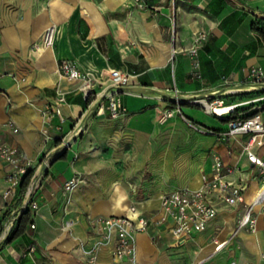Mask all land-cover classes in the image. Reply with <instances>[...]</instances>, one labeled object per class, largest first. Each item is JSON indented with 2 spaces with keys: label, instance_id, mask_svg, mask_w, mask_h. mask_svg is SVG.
<instances>
[{
  "label": "crops",
  "instance_id": "0c3cea01",
  "mask_svg": "<svg viewBox=\"0 0 264 264\" xmlns=\"http://www.w3.org/2000/svg\"><path fill=\"white\" fill-rule=\"evenodd\" d=\"M255 16L264 17V0H0V141L16 146L33 173L57 150L35 189L38 208L9 241L7 222L24 194L17 187L13 197L2 198L9 166L0 156V264H85L82 249L99 236L93 225L98 215L151 221L135 235L139 264H264V211L258 206L254 232L236 231L242 206L218 199L216 216L191 237L175 236L171 220L156 223L161 195L200 187L202 175H211L214 152L234 169L228 178L245 185L246 201L261 184L242 151L246 135L222 137L226 122L190 100L219 98L222 90L246 84L250 67L264 70V42L251 29ZM52 24L54 44L45 47L42 33ZM197 32L206 38L195 67L188 49ZM61 59L89 75L88 97L83 80L59 73ZM111 69L131 75L118 93L127 111L115 117L94 113L99 96L112 89ZM170 102L181 115L160 122ZM180 118L197 131L192 153L174 151L172 127ZM215 118L223 129H216ZM78 125L82 130L59 150ZM252 150L264 160V143ZM73 175L80 179L68 191L63 184ZM113 245H101L94 264H132L115 258Z\"/></svg>",
  "mask_w": 264,
  "mask_h": 264
},
{
  "label": "built area",
  "instance_id": "2783aa9c",
  "mask_svg": "<svg viewBox=\"0 0 264 264\" xmlns=\"http://www.w3.org/2000/svg\"><path fill=\"white\" fill-rule=\"evenodd\" d=\"M138 1V0H137ZM55 25H49L42 33V44L45 47H51L54 44L55 39ZM206 38V34L203 32H197L194 35V44L188 49V53L194 59L195 67H198L199 62L197 60L198 46ZM59 73L69 79H81L84 81L83 92L86 97L90 93V77L87 73L80 71L76 64L68 59H61L58 65ZM247 79L251 84H259L264 79V70L261 66H252L248 69ZM109 81L111 85L110 91H103V93L97 99V107L94 113L98 115L106 114L109 117H115L120 114H124L127 109L122 104L118 93L120 89L128 86L131 83V75L127 72H123L119 69H111L109 73ZM225 94V93H224ZM105 100V102H104ZM58 101L64 102V96L58 94ZM211 106H221L224 104L223 99L215 98L212 101L206 100ZM235 106L224 114H216L214 111H207L214 113L216 116H225L229 112L233 111L235 107L242 103H231ZM262 105L255 107V112L245 118L236 117L232 118L226 123V130L221 132L222 137L232 135H246L245 143L242 146V151L246 154L247 159L252 163L257 173L261 178V184L256 193L250 201H246L244 191L245 185L240 182H235L228 178V175L233 172V168L225 165L221 156L214 152L212 172L208 176L202 175V184L195 189L190 188H178L164 192L161 195L160 210L161 215L156 223H162L167 220L173 222L172 232L177 237H191L193 234L203 231L217 214V208L214 201L216 199L224 201L228 205L242 206V215L237 221L236 231L242 228H246L251 232L255 231L256 217L253 213V208L258 206L261 211H264V160L256 155L252 150L254 146H261L264 136V123L260 116V110ZM52 108V107H51ZM56 113L61 116L60 109L54 107ZM179 111V108L165 109L161 121H165L173 113ZM7 126L13 131L17 132L18 128L12 121L6 122ZM82 126L78 125L72 136L75 137L81 130ZM69 137L68 139H70ZM48 138L47 134H44V139ZM66 139V140H68ZM61 144H65V141ZM0 156L5 160L9 166L5 177L8 181V187L3 191L2 198L9 199L16 194L17 187L30 167L28 161L21 163L19 160L18 148L14 145L7 144L0 141ZM47 164L46 160L38 165L36 171L32 174L28 187L23 196V204L20 209L14 211L7 222V229L12 226L14 220H16L21 212L28 207L31 210L38 208V202L34 199V193L40 178L43 175L42 164ZM41 171V172H40ZM79 176L73 175L67 179L63 187L70 191L79 182ZM151 221L141 215L136 219H132L126 215L122 216H95L93 218V225L97 230L99 236L93 245L89 248L82 249L86 255L85 264H94L96 259L97 249L106 243L114 240L112 248V254L115 258L128 257L132 264H139L137 260V246L135 235L138 232L146 231ZM34 227V224H31ZM226 240L217 242L214 246V251H218L226 244ZM29 251L33 250V245L28 248ZM227 264H237L235 259H230ZM251 264V263H249Z\"/></svg>",
  "mask_w": 264,
  "mask_h": 264
},
{
  "label": "rangeland",
  "instance_id": "374dc122",
  "mask_svg": "<svg viewBox=\"0 0 264 264\" xmlns=\"http://www.w3.org/2000/svg\"><path fill=\"white\" fill-rule=\"evenodd\" d=\"M172 1V0H170ZM246 84H251L250 81L246 82ZM261 85L260 88H253L251 90H246V91H236V92H231V93H225L222 94V97L224 98V104L223 105H227V104H231V103H242L240 104L241 106L239 107H249L247 109V111H251L250 107H253L254 105H260V104H264V79L261 83H259ZM218 98V96L216 97H212L211 99H207L206 97H195V99H205L208 100L209 102L212 101L213 99ZM196 102V106L202 108L205 110V108L203 107V105L201 103ZM176 108V107H175ZM165 110V109H164ZM164 110L161 114V117L164 113ZM254 110V109H253ZM176 114L178 117H180L181 112L180 111H176L175 113H173V115ZM172 115V116H173ZM210 115L212 118H214V113L210 112ZM264 116V115H263ZM216 119V118H215ZM216 129L217 130H221L224 128V124L221 123L218 119H216ZM160 122L161 118H160ZM165 122V121H164ZM197 123H199V125L202 126V122L201 121H197ZM172 133L173 136L175 137V142L173 143V147H174V151L176 153H182V152H186V153H192L193 151H195L197 148V142H196V137L197 135V131H193L191 128H189L185 123L182 122L181 118L179 119V121L172 127ZM202 131V130H201ZM215 141H223L221 139H219L218 137L215 138Z\"/></svg>",
  "mask_w": 264,
  "mask_h": 264
},
{
  "label": "trees",
  "instance_id": "16d2710c",
  "mask_svg": "<svg viewBox=\"0 0 264 264\" xmlns=\"http://www.w3.org/2000/svg\"><path fill=\"white\" fill-rule=\"evenodd\" d=\"M251 29L253 30V32H255L260 38L261 40L264 42V17L262 16H255L252 24H251ZM169 106L171 108L176 107V103L174 102H170ZM241 105H238L237 107H235V109L231 112H229L227 115L225 116H220L218 117L219 119H221L224 123L227 121H229L232 118H236V117H248L250 115H252L256 110H252V111H247V109L249 108H245L243 107H239ZM33 174V169L29 168L26 173L23 175L19 185H18V191L21 194H24L28 184L30 182L31 176ZM31 221V212L30 209L28 207L25 208V210H23L21 212V214L19 215V217L14 220L10 230L8 231L5 240L9 241L10 239L14 238L16 235H18L19 233H22L25 230L26 225ZM0 232H1V224H0Z\"/></svg>",
  "mask_w": 264,
  "mask_h": 264
},
{
  "label": "bare ground",
  "instance_id": "6f19581e",
  "mask_svg": "<svg viewBox=\"0 0 264 264\" xmlns=\"http://www.w3.org/2000/svg\"><path fill=\"white\" fill-rule=\"evenodd\" d=\"M260 87H261L260 84H244V85H240V86H237V87L226 88V89L222 90L221 93H231V92H236V91H246V90H251L253 88H260ZM199 103H201L208 110L214 111V113H216V114H224V113L230 111L235 106V104H227V105L211 107L206 102L205 99H200Z\"/></svg>",
  "mask_w": 264,
  "mask_h": 264
},
{
  "label": "water",
  "instance_id": "95a60500",
  "mask_svg": "<svg viewBox=\"0 0 264 264\" xmlns=\"http://www.w3.org/2000/svg\"><path fill=\"white\" fill-rule=\"evenodd\" d=\"M121 90H122V89H120V91H121ZM190 100H191L192 102H194V103L198 102V100L195 99V98H191ZM73 138H74V137H71L70 139L66 140V141H65V144H62L61 147L59 148V150H61V151L65 150V148L68 147V146L70 145V143H71V141L73 140ZM56 153H57V150L54 151V152H52L51 155L49 156V158H47L46 162L49 163V162L51 161V158H52L53 156H55ZM45 166H46V164L43 163V164H42V170H43V172L45 171ZM40 172H41V171H40ZM10 228H11V226L8 227L7 232L10 230Z\"/></svg>",
  "mask_w": 264,
  "mask_h": 264
}]
</instances>
